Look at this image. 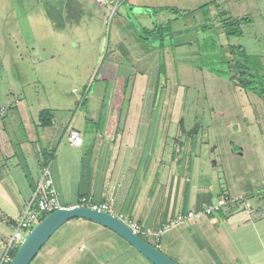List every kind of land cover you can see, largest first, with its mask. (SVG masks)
I'll return each mask as SVG.
<instances>
[{"label":"rangeland","instance_id":"374dc122","mask_svg":"<svg viewBox=\"0 0 264 264\" xmlns=\"http://www.w3.org/2000/svg\"><path fill=\"white\" fill-rule=\"evenodd\" d=\"M109 1L0 0V128L15 145H29L42 110L93 127L100 113L115 122L126 92H156L144 103L154 104L153 115L174 111L171 125L164 116L168 143L183 125L196 131L204 174L213 166L216 178L238 190L261 184L253 104L261 95L236 84L238 70L228 60H240L231 46H243L249 60L241 67L264 85V0ZM232 15L245 18L241 34L222 28ZM1 166L13 169L8 161ZM0 228L11 239L14 227L0 220ZM161 237L147 238L173 257Z\"/></svg>","mask_w":264,"mask_h":264},{"label":"crops","instance_id":"0c3cea01","mask_svg":"<svg viewBox=\"0 0 264 264\" xmlns=\"http://www.w3.org/2000/svg\"><path fill=\"white\" fill-rule=\"evenodd\" d=\"M127 93L118 101L115 122L108 113L102 120L100 113L93 127L83 121L74 125V118L59 119L52 112L51 125L34 121L37 135L29 145V139L15 145L6 128H0V161L13 165L12 171L0 167V220L13 226L34 194L43 165L52 158L51 175L63 206L78 204L82 195L96 202L113 197L115 213H124L146 228L157 229L178 213L201 209L223 194L243 196L242 202L232 201L166 231L159 244L174 252L173 257L168 255L181 264H264V179L238 190L228 180L222 183L216 178L213 166L204 174L196 131L178 125L168 143L164 116H170L171 125L174 111L157 110L153 115L154 104L144 103L152 94ZM157 95H152L153 100ZM254 100L255 133L264 151V98ZM68 128L83 134L82 146L68 142ZM18 152L22 158L14 159ZM260 155L258 164L264 167V153ZM6 234L0 228V258L10 242ZM42 249L30 264H154L112 229L82 217L63 224Z\"/></svg>","mask_w":264,"mask_h":264},{"label":"built area","instance_id":"2783aa9c","mask_svg":"<svg viewBox=\"0 0 264 264\" xmlns=\"http://www.w3.org/2000/svg\"><path fill=\"white\" fill-rule=\"evenodd\" d=\"M102 3L104 0H96ZM66 138L71 145L82 146L84 144L83 134L75 128H68ZM52 158H49L43 165L41 176L36 182V188L30 201L25 205L18 218L15 220L13 227L14 233L8 246L0 258V264H8L13 257V251L21 246L28 233L36 224L48 213L63 207L59 199V192L54 184L51 175ZM243 196L233 197L229 194L221 195L215 203L204 204L201 209L191 210L186 213H178L174 217L166 220L157 229L146 228L134 218L124 214L115 213L113 208L114 198L111 197L106 202H96L91 196L82 195L78 204L74 206H86L97 211L112 213L125 222L135 233L152 237L158 242L159 238L168 230L180 226L189 220L199 219L205 215L217 212L232 201H243ZM155 244V243H153ZM156 245V244H155ZM157 246V245H156ZM159 247V246H158Z\"/></svg>","mask_w":264,"mask_h":264},{"label":"water","instance_id":"95a60500","mask_svg":"<svg viewBox=\"0 0 264 264\" xmlns=\"http://www.w3.org/2000/svg\"><path fill=\"white\" fill-rule=\"evenodd\" d=\"M77 217L91 219L112 229L154 264H181L135 233L114 214L86 206H63L45 215L26 236L8 264H30L51 236L67 221Z\"/></svg>","mask_w":264,"mask_h":264},{"label":"trees","instance_id":"16d2710c","mask_svg":"<svg viewBox=\"0 0 264 264\" xmlns=\"http://www.w3.org/2000/svg\"><path fill=\"white\" fill-rule=\"evenodd\" d=\"M223 15H227L226 11H222ZM245 20V18H237L234 16H228L227 20H223L222 28L228 35H234V34H241V23ZM170 23L161 25V28H166L169 26ZM148 33V32H147ZM152 37V36H151ZM232 52H237L236 54L240 57V60L232 59L228 60V63L232 65L234 68H236L235 73H238V79L239 81H236V84L241 86L242 88L250 91L258 92L263 98H264V85L260 86V83H263L261 81H258L255 79L256 76L249 71V66L245 69L244 67H241L242 61L249 60V54L247 50L243 46H231ZM243 57V59L241 58ZM248 74L249 77H246L245 75ZM231 79H235V76L232 74L230 75ZM128 85V82L124 83V86L126 87ZM53 123V113L50 110H42L39 114V124L42 126H48ZM144 237V236H143ZM15 254V251L13 252V255Z\"/></svg>","mask_w":264,"mask_h":264}]
</instances>
